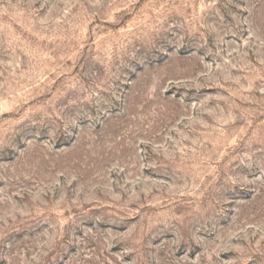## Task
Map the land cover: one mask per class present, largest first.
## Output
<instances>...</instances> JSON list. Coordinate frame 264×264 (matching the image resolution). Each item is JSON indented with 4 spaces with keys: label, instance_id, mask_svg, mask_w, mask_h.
Returning <instances> with one entry per match:
<instances>
[{
    "label": "rangeland",
    "instance_id": "obj_1",
    "mask_svg": "<svg viewBox=\"0 0 264 264\" xmlns=\"http://www.w3.org/2000/svg\"><path fill=\"white\" fill-rule=\"evenodd\" d=\"M0 264H264V0H0Z\"/></svg>",
    "mask_w": 264,
    "mask_h": 264
}]
</instances>
